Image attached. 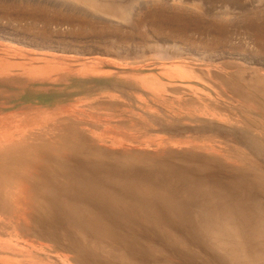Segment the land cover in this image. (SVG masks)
Wrapping results in <instances>:
<instances>
[{"label":"rangeland","instance_id":"374dc122","mask_svg":"<svg viewBox=\"0 0 264 264\" xmlns=\"http://www.w3.org/2000/svg\"><path fill=\"white\" fill-rule=\"evenodd\" d=\"M41 149L72 168L201 167L224 192L241 181L264 223V0H0V160ZM22 197L0 177V264H80L60 232L18 222ZM129 234L146 233H76ZM163 235L157 264H214L207 233Z\"/></svg>","mask_w":264,"mask_h":264},{"label":"bare ground","instance_id":"6f19581e","mask_svg":"<svg viewBox=\"0 0 264 264\" xmlns=\"http://www.w3.org/2000/svg\"><path fill=\"white\" fill-rule=\"evenodd\" d=\"M49 153L41 149L18 159L9 158V162L0 160V177L22 189L24 202L19 205L18 222H33L32 230L38 233L60 232L64 248L80 264H157L160 256L156 248L171 247L163 234L174 233L184 240L180 235L187 231L213 237L208 250L214 258L208 256L214 264H264L263 209L255 202L250 205L234 198L238 188L242 189L241 181L229 182L224 192V185L213 184V174L201 167L166 170L145 163L142 165L148 170H138L122 158L116 162L98 158L93 164L89 160L92 155L86 154L79 157L84 166L72 168L75 165L68 163L73 162L72 152L55 153L53 160ZM62 156L67 158L65 164ZM34 205L37 212L32 218L29 207ZM158 222L165 228L154 226ZM86 231L147 236L87 239L76 235ZM224 236L231 247L220 255L215 252L219 251L218 244L224 245ZM172 252L175 259L180 257L174 249ZM110 258L115 260L108 261ZM194 258L187 256L188 263Z\"/></svg>","mask_w":264,"mask_h":264}]
</instances>
